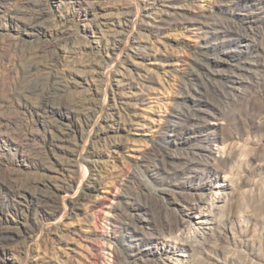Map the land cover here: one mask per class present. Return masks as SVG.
<instances>
[{
  "label": "rangeland",
  "instance_id": "1",
  "mask_svg": "<svg viewBox=\"0 0 264 264\" xmlns=\"http://www.w3.org/2000/svg\"><path fill=\"white\" fill-rule=\"evenodd\" d=\"M0 264H264V0H0Z\"/></svg>",
  "mask_w": 264,
  "mask_h": 264
},
{
  "label": "bare ground",
  "instance_id": "2",
  "mask_svg": "<svg viewBox=\"0 0 264 264\" xmlns=\"http://www.w3.org/2000/svg\"><path fill=\"white\" fill-rule=\"evenodd\" d=\"M117 30V29H116ZM116 30H115V40L116 41H121V32H119V30H117V32H116ZM137 53V52H136ZM58 62V61H57ZM57 62L55 61V59H52V58H50L49 57V59L47 60V62H46V65H45V72H46V77H47V83H48V87H47V90H49V92L48 93H50V88L51 87H53V86H55L57 83H58V78L60 77V75H61V73H59L60 71H58V64H57ZM33 63V62H32ZM36 64V63H35ZM32 65V64H31ZM38 65V64H37ZM33 66V65H32ZM31 67V66H30ZM36 67V66H35ZM28 73V72H27ZM60 74V75H59ZM46 90V91H47ZM47 93V94H48ZM47 94H46V96H45V98L43 97V101L42 102H46L47 101ZM42 103L41 104V107L42 108H47V103Z\"/></svg>",
  "mask_w": 264,
  "mask_h": 264
}]
</instances>
